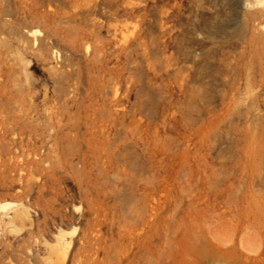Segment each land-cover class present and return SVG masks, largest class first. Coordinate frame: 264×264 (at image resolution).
<instances>
[{
    "label": "rangeland",
    "instance_id": "rangeland-1",
    "mask_svg": "<svg viewBox=\"0 0 264 264\" xmlns=\"http://www.w3.org/2000/svg\"><path fill=\"white\" fill-rule=\"evenodd\" d=\"M0 264H264V0H0Z\"/></svg>",
    "mask_w": 264,
    "mask_h": 264
}]
</instances>
